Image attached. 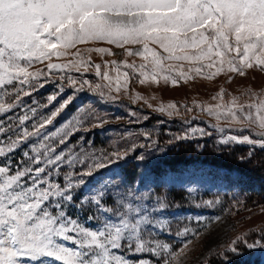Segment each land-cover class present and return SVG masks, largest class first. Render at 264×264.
I'll list each match as a JSON object with an SVG mask.
<instances>
[{"label":"snow or ice","instance_id":"6c2138e0","mask_svg":"<svg viewBox=\"0 0 264 264\" xmlns=\"http://www.w3.org/2000/svg\"><path fill=\"white\" fill-rule=\"evenodd\" d=\"M88 42H106L118 48L140 45L135 50L126 49V54L147 63L124 67L131 68L133 74L139 72L141 84L149 78L157 82L160 77L175 86L174 71L185 80L189 78L166 61L194 63L198 66L189 71L198 75L202 68L216 67L208 78L225 65L227 71L240 75L254 65L264 71V0H0V115L23 110L0 120V264H153L128 258L142 253H151L159 264H182L180 256L187 244L176 252L155 238L157 230L168 226L166 219L155 215L166 208L162 200L150 205L144 202L149 199L147 194L141 196L131 190L113 193L107 185L89 188L88 194L76 200L96 172L126 159L127 150L97 156L67 148L69 138L82 128L86 131L84 126L89 122L82 114L54 130L49 128L71 98L48 115H38L36 108L24 104L23 97L44 86L40 82L46 75L44 70L30 71L37 62L60 58L68 49ZM89 51L108 52L104 48ZM71 66L79 69L82 64ZM68 67L47 64L49 73ZM96 69L100 75V66ZM120 75L127 81L128 72L118 73L117 80ZM102 78L110 80L107 72ZM95 88L102 98L106 96L100 84ZM107 88L108 99H115L110 94L111 81ZM115 91H120L119 85ZM249 96L253 102L246 105H218L206 111L218 119L222 116L225 122L255 125L260 138L229 135L220 140L221 144L264 149V98ZM55 99L53 95L49 102ZM175 109L176 105L170 104L158 111L172 115ZM96 119L93 127L99 126ZM192 131L205 135L203 129ZM217 131L223 129L217 126ZM18 150L21 159L14 162ZM106 196H114V207L108 206ZM204 203L212 206L214 202ZM86 206L94 209L86 221H95V227L87 226L80 215L69 214L73 207L78 213L89 211ZM241 244L249 250L264 249V233L258 239L244 235L231 241L218 254L225 264H230V255L242 254Z\"/></svg>","mask_w":264,"mask_h":264},{"label":"rangeland","instance_id":"374dc122","mask_svg":"<svg viewBox=\"0 0 264 264\" xmlns=\"http://www.w3.org/2000/svg\"><path fill=\"white\" fill-rule=\"evenodd\" d=\"M149 46L157 52L161 51L156 45ZM139 47L140 45H125L118 48L106 42L80 43L68 49L60 58L53 56L51 61L37 62L30 71L44 70L46 75L40 78L44 86L37 87L30 96L23 97L24 104L26 107L36 108L38 115H48L71 98L49 128L54 130L82 114L89 122L84 126L86 131L82 128L69 138L67 148L75 152L82 150L86 154L95 153L97 156L127 150L126 159L95 173L83 192L77 194V201L88 194L89 188L103 185H107L113 193L118 191L126 194L131 190L141 196L147 194L149 199L144 202L150 205L155 204L158 199L162 200L166 208L155 215L166 219L168 226L164 231L157 230L156 239L168 243L176 252H180L187 244L188 247L180 256L182 264H205L214 257L224 260L218 254L223 253L231 241L244 235L249 239H258L264 233V202H243L237 194L241 186L240 176L223 168L206 163L187 164L173 170L165 169L160 172L159 169L156 172L152 166H156L157 160L166 154L170 145L181 141L175 139L177 136L187 135V140L208 138L218 146H223L220 140L229 135H248L259 139L256 133L260 130L255 125L249 126L248 122H225L222 116L218 119L215 115H209L206 109H215L218 105H246L253 102L250 93L264 98V71L254 65L244 69V75H240L227 71L225 65L221 72L208 78L210 73L216 71V67L202 68V74L198 75L189 71L198 66L194 63L166 61V65L182 70L189 78L185 80L174 71L172 75L177 80L175 86L171 80L166 83L160 77H157V82L149 78L141 84L139 72L133 74L131 68L124 67L125 64L139 66L147 63L141 57L126 54V49L135 50ZM97 48L107 49L108 52L89 51ZM49 62L68 64L69 67L49 73ZM113 62L120 67L117 68ZM73 63H80L82 66L77 69L71 66ZM207 63L208 61L204 62ZM97 65L100 66V75L97 74ZM105 72L110 80L102 78ZM123 72L129 73L127 81L123 75L117 80L118 73ZM71 81H75V84ZM110 81L113 89L110 94L115 99H108L107 96ZM96 84L104 88L105 97L99 95L100 90L95 88ZM118 85L120 91L116 92ZM51 87L54 92H50ZM43 89L49 90V93L42 95ZM53 95L56 99L49 102V97ZM170 104L176 105L172 115H168L167 111H158L162 105L167 107ZM43 105L47 107H42ZM22 112V109L17 108V111L0 115V120H7V117ZM94 118H99L94 121L99 123L98 127H93ZM100 120L108 122L100 123ZM28 123L30 126L32 121ZM217 126L223 132L217 131ZM193 129H203L205 135L201 136L199 132H193ZM169 141L172 143L169 144ZM27 147L25 145L24 149ZM141 156L144 157L143 160L140 159ZM20 159L21 151L18 150L13 160L18 162ZM127 162L135 163L138 167L131 183H127L121 173L122 166ZM2 163L3 160H0V164ZM60 179L62 182V177ZM172 189L175 190L174 193L171 192ZM114 199V196L105 197L108 206L112 207L115 206ZM208 200L214 202L212 206L204 203ZM86 207L89 211L79 213L74 207L70 208L69 214L80 215L87 226L95 227V221H86V216L94 212V209ZM185 229H188L186 233ZM239 248L242 254L232 257L239 258L241 264H264V249L249 250L243 244ZM128 258L159 264L157 257L151 253L129 255Z\"/></svg>","mask_w":264,"mask_h":264},{"label":"trees","instance_id":"16d2710c","mask_svg":"<svg viewBox=\"0 0 264 264\" xmlns=\"http://www.w3.org/2000/svg\"><path fill=\"white\" fill-rule=\"evenodd\" d=\"M48 87V86H47ZM49 89V88H47ZM49 91V90H48ZM43 89L42 95L49 93ZM50 92H54L51 87ZM17 111V109H15ZM157 163V164H156ZM153 171L163 172L165 169H176L187 164H208L235 172L240 176L241 186L237 191L241 200L246 203L264 202V149L247 144L215 145L213 140L195 139L181 140L170 145L166 154L159 158ZM137 164L125 163L121 168L123 179L127 183L134 181ZM183 192L182 190H176ZM171 192H175L172 189ZM181 193H179L181 195ZM230 264H241L239 258L229 257ZM205 264H225L221 257H214Z\"/></svg>","mask_w":264,"mask_h":264}]
</instances>
